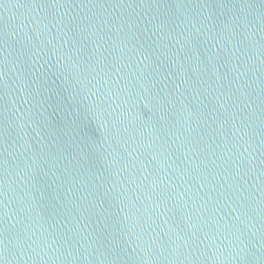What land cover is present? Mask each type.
Returning a JSON list of instances; mask_svg holds the SVG:
<instances>
[{"label": "water", "instance_id": "water-1", "mask_svg": "<svg viewBox=\"0 0 264 264\" xmlns=\"http://www.w3.org/2000/svg\"><path fill=\"white\" fill-rule=\"evenodd\" d=\"M0 264H264V0H0Z\"/></svg>", "mask_w": 264, "mask_h": 264}]
</instances>
